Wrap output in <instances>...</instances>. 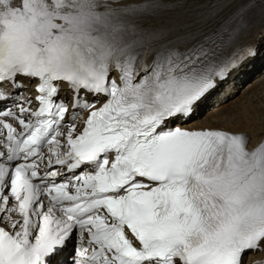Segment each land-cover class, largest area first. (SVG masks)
Listing matches in <instances>:
<instances>
[{"label": "snow or ice", "instance_id": "6c2138e0", "mask_svg": "<svg viewBox=\"0 0 264 264\" xmlns=\"http://www.w3.org/2000/svg\"><path fill=\"white\" fill-rule=\"evenodd\" d=\"M264 63V0H0V264H247L264 131L201 105Z\"/></svg>", "mask_w": 264, "mask_h": 264}, {"label": "rangeland", "instance_id": "374dc122", "mask_svg": "<svg viewBox=\"0 0 264 264\" xmlns=\"http://www.w3.org/2000/svg\"><path fill=\"white\" fill-rule=\"evenodd\" d=\"M264 69L260 72L251 75L244 82L239 84H228L224 89L226 93L221 94L220 98L206 106L203 111L198 114L199 121H206L211 112L217 110L216 105L221 101V105L225 108H232L234 111L244 114L245 108H250L251 111H263L264 113ZM260 80V81H259ZM216 99L213 98L212 101ZM211 101V102H212ZM225 103V104H224ZM233 103V104H232ZM252 105V106H250ZM244 107V108H243ZM260 109V110H259ZM241 111V112H240ZM246 114V113H245ZM253 119L257 122L264 120L263 114L257 113ZM216 118H210V121H215Z\"/></svg>", "mask_w": 264, "mask_h": 264}, {"label": "bare ground", "instance_id": "6f19581e", "mask_svg": "<svg viewBox=\"0 0 264 264\" xmlns=\"http://www.w3.org/2000/svg\"><path fill=\"white\" fill-rule=\"evenodd\" d=\"M263 65H264V63H262L260 60L253 61L246 67L245 70L242 71V73H240V74L233 73V75L229 77L228 81H233V83H235V84L239 83L241 81H245L247 78H249L254 73L259 72ZM226 82H224V83H226ZM224 83L221 86H219L214 91V93L212 95H214L215 92L224 85ZM211 96L201 105L200 110H203L205 106L209 105V99H211ZM222 105H221V103H219L216 106L218 109L214 110L213 112L208 114V116H210V117L206 121H199V122L207 123L210 121V118H216L217 119L220 116V114L223 113L224 111L233 110L231 107L225 108L226 105H224V106H222ZM250 106H252V105H250ZM245 113L244 114L239 113V114H241L244 117V120H245L246 125H247L246 130H248L249 132H251L253 134V136H254L253 142L255 143V140L257 138L256 134L261 132V131H264V120L259 123L255 119H253V117L257 113L263 114V116H264V113H263V111H257V110L251 111L250 108H248V107L245 108ZM252 258L253 259L250 261V264H264V251L252 254Z\"/></svg>", "mask_w": 264, "mask_h": 264}]
</instances>
